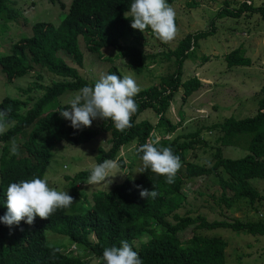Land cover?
Masks as SVG:
<instances>
[{"label": "trees", "instance_id": "trees-1", "mask_svg": "<svg viewBox=\"0 0 264 264\" xmlns=\"http://www.w3.org/2000/svg\"><path fill=\"white\" fill-rule=\"evenodd\" d=\"M221 1L223 6L210 21L211 26L216 19H239L245 12L260 13L264 18V5L255 8L246 1ZM172 2L167 0L169 6ZM129 3L130 0H70L66 14L57 25L34 23L30 36L13 43L11 53L0 58V68L7 82L30 75L34 67L58 78L45 87L38 98H29L32 103L11 98L0 101V111L5 113L0 123L6 128L0 134V216L6 211L2 201L7 185L33 177L43 178L51 151L61 141L78 146L88 143L98 133L107 134V147L98 148L95 154V164H98L105 159L121 162L118 156L124 145L134 141L136 149L155 134L159 137L156 147L171 148L180 157L182 166L172 183H166L164 177L148 171L138 173L134 179L126 178L103 193L92 194L90 206L80 214H68L70 205L46 219L35 217L31 225L23 220L11 227L0 224V264H97V260L91 263L90 259L76 258L72 252L65 253L66 248L47 245L46 231L65 237L71 245L88 250L96 259L104 248L119 247L121 241H126L138 252L142 264H224L227 243L223 239L195 233L184 241L179 239V234L191 227L194 232L220 228L253 237L264 236V221L208 222L200 215L177 214L186 201V195L181 190L184 182L200 177L219 176L221 193L217 201L226 208L240 200H246L253 206L262 199L257 183H264V80L261 86L263 96L257 101L253 117L228 118L209 128L211 132L223 133L210 164L186 163L189 147L198 145L202 140L199 131L186 135L183 142H180L182 136L171 140L166 138L180 127L179 122L173 124L165 117L175 95L181 91L182 100H185L199 87L195 78L182 82L183 63L194 58L198 42L212 35L213 26L210 30L185 36L174 50L165 55L174 57L176 70L162 76L158 85L141 89L133 97L137 111L130 117L131 127L125 131H116L110 121L104 120L95 130L82 128L75 131L65 126L56 112L63 106L45 112L47 106L64 93L77 92L85 85L94 84L78 72L84 62L80 43L90 55L102 61H107L102 51L112 50L108 74L122 76L117 69L122 64L137 75L146 69V60L154 56L146 55L138 48L147 32L141 33L130 27V18L124 16ZM0 18L7 24L16 18V10L9 6L7 0H0ZM60 54L68 57L73 65L66 63ZM118 58L123 62L117 66L114 61ZM223 58L228 68L248 67L251 63L243 56L241 48ZM38 73L35 75L40 79ZM144 112H152L155 122L139 119ZM26 130L29 132L22 145L26 156L18 158L10 155L3 145ZM240 138L246 140L245 155L234 159L225 157L222 148L235 145L234 142ZM219 172L226 178L220 177ZM88 174L89 171H81L72 178H66L67 194L73 202L79 186L86 184ZM254 180L257 181L253 185L251 181ZM153 186L158 193L155 199L139 196L140 190L151 191Z\"/></svg>", "mask_w": 264, "mask_h": 264}, {"label": "rangeland", "instance_id": "rangeland-1", "mask_svg": "<svg viewBox=\"0 0 264 264\" xmlns=\"http://www.w3.org/2000/svg\"><path fill=\"white\" fill-rule=\"evenodd\" d=\"M10 7L16 10V18L8 24L0 18V58L11 53L13 43L30 36L31 27L34 23L45 22L57 25L67 12L70 0H7ZM246 1L247 4L257 8L264 5V0H237ZM63 5V6H61ZM232 4H230L231 6ZM223 6L221 0H173L171 7L175 11L176 34L174 38L162 43L157 40L150 30H146L142 44L138 46L146 55L154 56L146 60V69L139 75L128 70L122 64L123 60L118 58L114 61L122 76L131 75L135 79L140 90L150 86L158 85L162 76L171 74L176 70L174 57H165L174 50L179 41L185 36L212 29V35L200 40L197 44L195 56L192 60H186L181 70L182 82L195 78L199 87L188 98L182 100L179 91L167 111L165 117L173 124L180 123V127L167 139L182 136L180 142L188 134L199 131L201 142L189 147L186 154V163L207 165L213 161L216 148L219 147L218 140L223 133L209 131L215 124H221L228 118L239 120L253 117L257 109V101L263 96L261 86L264 80V18L260 13L245 12L239 19L221 18L216 19L213 25L210 21ZM80 50L84 55L82 68L79 74L88 81L94 83L100 75L108 74L111 67L110 60L113 52L110 49L102 51L107 61H102L95 55H90L83 46ZM241 48L245 58L250 60V65L228 68L224 62V55L233 50ZM66 63L73 65L72 61L60 54ZM204 58V60H202ZM40 79L35 73L38 72ZM54 75L34 67L30 75L7 82L0 68V101L3 98L29 101L35 100L43 89L57 81ZM36 86V89L35 87ZM30 91H27L28 88ZM21 90L23 92H21ZM76 92H66L53 100L45 112L55 110L67 104L68 100ZM141 120L154 123L152 112L141 114ZM62 123L69 126V122L62 118ZM102 120L97 118L92 121L85 130H95ZM6 131V128H4ZM2 132V133H3ZM29 130L21 132L17 137L8 141L3 146L9 150L11 144L17 145L18 158L26 156L23 143L27 139ZM1 134V133H0ZM107 134L98 133L95 138L86 144L71 146L61 141L51 151L49 165L44 173L50 187L56 190L69 192L68 180L81 171H89L95 165V154L98 148H106ZM230 145L222 148V154L227 158H239L244 156L246 147L245 138H240ZM135 142L124 145L118 158L121 159L124 174L118 173L107 185H83L79 186L76 200L67 210L68 214H80L85 212L91 203V195L103 193L114 184L129 178L134 179L140 168V161L136 154ZM1 154V149H0ZM184 170L182 169V172ZM220 177H225L220 173ZM218 175L200 177L185 181L182 192L186 195V201L177 211L180 216L196 215L202 216L206 221H229L239 220L241 222L264 221V183H257V189L262 192L261 201L250 206L248 201L240 200L226 208L217 201L221 189L219 187ZM257 181V180H256ZM256 181H251L254 185ZM193 233L206 237L221 238L227 243L225 249L224 264H264V236L253 237L243 233H234L229 230L215 228L197 230L191 228L181 232L179 239L184 241ZM46 244L49 246L66 248L65 253H74L76 258L96 262V258L84 248L71 245L62 236L55 235L49 231L45 233Z\"/></svg>", "mask_w": 264, "mask_h": 264}, {"label": "clouds", "instance_id": "clouds-1", "mask_svg": "<svg viewBox=\"0 0 264 264\" xmlns=\"http://www.w3.org/2000/svg\"><path fill=\"white\" fill-rule=\"evenodd\" d=\"M125 18H130V27L141 33L150 30L154 37L162 43L171 41L176 34L175 11L167 0H130ZM140 92L135 79L131 75L118 76L114 73L102 74L92 85L81 87L58 111L61 118L69 122V126L79 131L88 127L93 120L99 118L110 121L112 127L123 132L131 127L130 117L137 111L133 97ZM5 113L0 111V121ZM0 123V133L4 131ZM159 137L153 135L148 142L139 145L136 153L140 168L136 173L146 171L162 176L166 183H172L177 171L181 168V160L171 148H158ZM9 154H17V145L11 144ZM122 163L117 159H105L91 166L86 185H107L118 173L124 174ZM139 196L144 199H155L158 193L142 189ZM2 204L6 211L0 216V224L18 225L21 220L31 225L35 217L46 219L57 210L68 209L73 198L65 190H56L49 186L46 178L33 177L7 185L3 191ZM97 264H142L138 252L126 241L119 247L111 246L103 249Z\"/></svg>", "mask_w": 264, "mask_h": 264}]
</instances>
